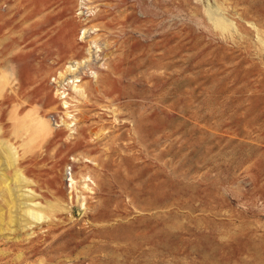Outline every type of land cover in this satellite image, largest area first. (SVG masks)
I'll list each match as a JSON object with an SVG mask.
<instances>
[{"label":"rangeland","instance_id":"rangeland-1","mask_svg":"<svg viewBox=\"0 0 264 264\" xmlns=\"http://www.w3.org/2000/svg\"><path fill=\"white\" fill-rule=\"evenodd\" d=\"M61 1L0 0V264H264V0H69L56 53Z\"/></svg>","mask_w":264,"mask_h":264},{"label":"bare ground","instance_id":"bare-ground-1","mask_svg":"<svg viewBox=\"0 0 264 264\" xmlns=\"http://www.w3.org/2000/svg\"><path fill=\"white\" fill-rule=\"evenodd\" d=\"M105 1V0H103ZM131 1V0H130ZM137 1V0H136ZM153 1V0H152ZM69 2V0H62L60 3H59V9H58V12H57V15H56V18L59 20V22L57 23V26H56V31L58 33V46L55 48V52L56 53H64L66 51H71L73 49V46L74 43H73V40H74V34H75V31H76V26L79 25L77 23H80L82 22V20L80 21H72L70 20L69 18L66 17V15L69 13L70 9L69 7L67 6V3ZM107 2V1H106ZM139 2H141V4L143 5V3L146 2V0H140ZM154 2V1H153ZM159 2V1H157ZM155 3V2H154ZM163 3V2H162ZM104 4V3H103ZM140 4V5H141ZM158 4V3H157ZM157 4L155 6H157ZM135 5V4H134ZM138 5V4H137ZM160 5V3L158 4ZM125 6V5H124ZM145 6V5H144ZM151 6V5H150ZM147 7V6H146ZM142 8V15H145V17H148L149 19L151 18V20L153 19H157L158 20V23L160 24L161 27H165V24H166V21H165V16L162 12L160 11H155L151 8ZM163 7L164 6V3H163ZM95 8V7H94ZM101 8V7H100ZM96 9L95 8V13L93 15H91L92 17H85L83 18V21H84V24L83 25H86L85 27H87L89 30H91L90 33L87 37L91 39V41H95L98 37H104L105 38V41L107 39H111V36H112V33L114 34L115 32H117L116 30L118 29L119 31V28L120 27H116L117 29L114 28L115 24H119V23H122V22H127V19L125 18V13L121 16V17H118L117 15H114V16H111L110 13H107L106 10L104 9ZM124 8V7H123ZM161 8H162V5H161ZM163 10V8L161 9ZM113 11V10H112ZM115 11H117V8L115 9ZM114 11V12H115ZM126 11V10H125ZM111 12V11H110ZM137 12V11H136ZM139 12V11H138ZM164 12V11H163ZM122 13V12H121ZM120 13V14H121ZM127 13V12H126ZM117 14V13H116ZM134 16V15H133ZM132 16V17H133ZM97 17V18H95ZM137 18V17H136ZM141 18V17H140ZM130 19V18H129ZM134 19V18H133ZM138 20V18H137ZM152 20V21H153ZM140 21V20H139ZM138 21V22H139ZM136 22V21H135ZM136 22V23H138ZM146 22V21H145ZM148 22V21H147ZM154 22V21H153ZM140 23V22H139ZM152 23V22H150ZM150 23H147L150 24ZM132 24V23H131ZM135 24V23H134ZM144 24V23H143ZM154 24V23H153ZM82 25V24H81ZM124 25V24H123ZM126 25V24H125ZM145 25V24H144ZM128 26V25H127ZM139 26V25H138ZM148 27V26H146ZM156 27V26H155ZM154 27V28H155ZM113 28L115 29V32L113 31ZM122 28V27H121ZM126 29V27H124ZM140 28V27H139ZM149 28V27H148ZM85 29V28H84ZM83 29V31H85ZM88 29L86 32H88ZM128 29V28H127ZM134 29V28H133ZM146 29V28H144ZM151 29H153V27H151ZM132 30V29H131ZM142 30V29H141ZM82 31V32H83ZM150 31V30H149ZM152 31V30H151ZM150 31V32H151ZM164 31V30H162ZM102 32V33H101ZM122 32V31H121ZM127 30H125V35L127 34ZM131 32V31H130ZM140 33V32H139ZM146 33V32H144ZM84 34V33H83ZM124 34V33H123ZM122 34V35H123ZM129 34V33H128ZM127 34V35H128ZM151 34V33H150ZM115 35V34H114ZM127 35H126V38H127ZM131 35V34H130ZM165 35V34H164ZM54 36V35H53ZM144 36H148V35H144ZM150 36V35H149ZM132 37V36H131ZM130 37V38H131ZM82 39V38H81ZM114 39H115V36H114ZM117 39V37H116ZM120 39V38H118ZM128 39V38H127ZM104 41V40H103ZM104 41V43H105ZM111 41V40H110ZM113 41V40H112ZM115 41V40H114ZM146 41V40H145ZM97 42V41H96ZM133 42V41H132ZM108 43V42H106ZM105 43V44H106ZM116 43V42H115ZM118 43V41H117ZM116 43V45H117ZM123 43V42H122ZM125 43V42H124ZM134 43V42H133ZM76 44V43H75ZM92 44V43H90ZM109 44H111V42H109ZM132 44V43H131ZM115 45V44H114ZM120 45V44H119ZM107 47V45H106ZM112 47V46H111ZM120 47V46H119ZM131 47V46H130ZM104 48V47H103ZM121 48V47H120ZM113 49V48H112ZM111 49V50H112ZM131 49V48H130ZM101 50V49H100ZM110 50V49H109ZM107 50H105V52L103 51L102 52V57L105 56V59H106V62H105V69H106V72L108 73H115L117 70H118V65H117V62L119 61L120 59V56H115L114 57H111V54H112V51L111 53H106ZM108 52V51H107ZM118 52V50H117ZM123 52V51H122ZM127 53V51H125ZM130 52V51H129ZM99 53V52H98ZM116 53V52H115ZM129 54V53H128ZM127 55V54H126ZM108 58H113V61H109ZM126 58V57H125ZM102 59V58H101ZM124 60V59H123ZM139 61V60H138ZM123 64V63H121ZM121 66V65H120ZM119 66V67H120ZM7 69V68H6ZM120 70V69H119ZM105 72V71H104ZM103 72V73H104ZM107 73V74H108ZM34 78V77H33ZM100 83H101V95L104 96L105 98L108 96V85H109V78L108 76L104 73V74H100ZM83 86V85H82ZM83 88V87H82ZM90 89V88H88ZM96 92L98 91V88L95 87L93 88ZM79 90V89H78ZM84 91V90H83ZM79 92V91H78ZM14 94V93H13ZM76 94V93H75ZM82 94V93H81ZM84 95V92L83 94ZM115 96V95H114ZM103 97V98H104ZM109 98V97H108ZM112 98V97H111ZM85 100V99H84ZM90 100V99H88ZM109 100V99H107ZM111 101V100H110ZM108 106V105H107ZM83 110V109H82ZM112 111V110H110ZM145 111V110H144ZM148 111V109H147ZM144 113V112H142ZM118 114V113H117ZM142 115V114H140ZM143 116V115H142ZM75 117V116H74ZM123 121V120H122ZM126 121V120H125ZM139 122V121H138ZM131 123V122H130ZM106 124V123H105ZM100 126V125H99ZM132 126V125H131ZM132 128V127H131ZM129 129V128H128ZM130 130V129H129ZM98 131V130H97ZM138 131V130H137ZM99 132V131H98ZM128 133V132H127ZM136 133V132H135ZM133 137V135H132ZM134 139V138H133ZM29 214L32 215V216H38L39 213L37 211H29ZM42 216V215H41Z\"/></svg>","mask_w":264,"mask_h":264}]
</instances>
